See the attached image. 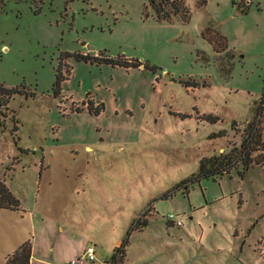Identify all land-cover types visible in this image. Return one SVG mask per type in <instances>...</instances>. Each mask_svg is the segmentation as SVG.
<instances>
[{"label": "rangeland", "instance_id": "rangeland-1", "mask_svg": "<svg viewBox=\"0 0 264 264\" xmlns=\"http://www.w3.org/2000/svg\"><path fill=\"white\" fill-rule=\"evenodd\" d=\"M185 3L188 21L159 20L150 0H5L0 84L34 94L0 104V178L21 202L0 208V264L27 240L54 243L61 264H102L122 244V264H264V164L183 186L258 113L264 0ZM208 25L227 50L203 36ZM101 53L142 64L76 57ZM72 220L69 252L72 232L57 228ZM89 245L95 261L82 259Z\"/></svg>", "mask_w": 264, "mask_h": 264}, {"label": "trees", "instance_id": "trees-1", "mask_svg": "<svg viewBox=\"0 0 264 264\" xmlns=\"http://www.w3.org/2000/svg\"><path fill=\"white\" fill-rule=\"evenodd\" d=\"M36 2V0H33ZM41 2L43 0H40ZM206 0H201V5H204ZM151 7L155 10L157 18L159 20L172 19L177 15H184V20L188 21L191 16V10L189 6L185 3V0H150ZM5 0H0V12L4 9ZM239 8L243 11L248 12L250 9L249 5L239 4ZM216 29V28H215ZM213 29L212 26L208 25L203 29V36L214 46L217 53L228 49V40L225 35H223L218 29ZM68 54V53H67ZM68 57L72 54H68ZM65 56V57H67ZM74 56V54H73ZM77 59L89 60L91 63H109L115 66L130 67H140L142 62L138 59L128 58L126 56H121L118 58H113L101 53L99 56H91L90 54H76ZM63 62L57 70V78L54 84V90L56 94H60L62 91L63 82L68 78L63 74ZM148 67V65H145ZM154 70H156L154 68ZM33 95L34 92L29 91L26 86H16L8 87L5 84H0V104L8 106L11 99L17 95ZM95 101L89 100L88 106L90 110L95 113H100L105 105H97L94 107ZM264 113V90L262 94V99L258 107V113L251 121L247 127H245L241 135V143L239 146L234 145L228 152H220L218 155L212 157H206L201 162L200 170L197 174L193 175L190 179L183 183L186 188L189 187L191 183H194L201 178H217L225 174H231L234 169H236L241 176L244 175L245 171L248 170L254 164H264V137L262 133V123L261 116ZM13 120H15L17 130V119L16 114L13 113ZM234 123L233 126H236ZM185 192H189L187 189ZM168 196V194L166 195ZM21 206L20 200L14 195L9 186L6 184V180L0 178V208L8 209H19ZM147 222L136 223L133 229H143ZM32 242L27 240L23 242L15 251L10 253L6 257L5 264H30L32 256ZM126 258L125 247L119 246L116 248L114 254L108 260L106 264H122Z\"/></svg>", "mask_w": 264, "mask_h": 264}, {"label": "crops", "instance_id": "crops-1", "mask_svg": "<svg viewBox=\"0 0 264 264\" xmlns=\"http://www.w3.org/2000/svg\"><path fill=\"white\" fill-rule=\"evenodd\" d=\"M89 98L91 96V93H89ZM102 99V103H104L105 105V101L102 97H100ZM91 100L94 101L95 97L94 96H91L90 98ZM86 100V99H85ZM84 101V100H83ZM87 148L91 149V147L88 145ZM74 221H70L68 222V224H65L63 222H58V231H60V233H62V235H65L67 232H72L71 235L66 238V240L63 242V248L66 250V251H74V230H72L71 228H73L72 226V223ZM45 230H47V228L44 227ZM55 242V240H54ZM122 242V241H119V243ZM32 256H31V260H30V264H33L34 261L38 260L44 264H61L59 261H60V254H57L55 251H56V247L54 246V243L49 246L48 248H46L47 250H45V248H43V251H40L38 250V247L40 244H38V241H34V243L32 244ZM90 246V245H89ZM84 248V247H83ZM85 252V250H84ZM84 252L83 254L81 255L83 257L84 255ZM109 259L107 260H104L103 263H107Z\"/></svg>", "mask_w": 264, "mask_h": 264}, {"label": "built area", "instance_id": "built-area-1", "mask_svg": "<svg viewBox=\"0 0 264 264\" xmlns=\"http://www.w3.org/2000/svg\"><path fill=\"white\" fill-rule=\"evenodd\" d=\"M171 218H174V214H171L170 215ZM179 225L182 224L181 221H178L177 222ZM95 248L93 246H88L86 249H85V252H84V255L82 257V259H86V260H90V261H95L97 259V256H96V253H95ZM76 261L73 260V263H75Z\"/></svg>", "mask_w": 264, "mask_h": 264}]
</instances>
